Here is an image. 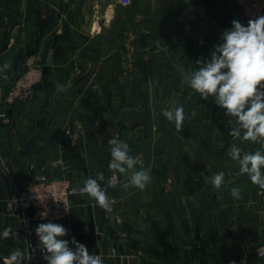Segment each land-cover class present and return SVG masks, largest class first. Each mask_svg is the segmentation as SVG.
I'll list each match as a JSON object with an SVG mask.
<instances>
[{"label":"crops","instance_id":"crops-1","mask_svg":"<svg viewBox=\"0 0 264 264\" xmlns=\"http://www.w3.org/2000/svg\"><path fill=\"white\" fill-rule=\"evenodd\" d=\"M189 5L204 6L205 16ZM234 19L246 25L234 0H0V67L10 65L0 73V113L9 117L0 118V232L19 233V243L0 239V264L13 248L28 252L20 217L7 207L16 190L39 174L83 186L97 172L112 211L75 196L63 239L74 237L104 264H220L242 254L264 264L256 255L264 247V189L227 155L232 143L245 152L260 145L229 135L225 110L187 83ZM38 64L45 79L31 98L8 107L3 75ZM177 106L189 117L181 132L162 114ZM118 116L116 137L129 144L137 170L151 169L143 191H123L119 174L116 187L106 183L115 135L105 131ZM57 159L62 164L51 165ZM220 171L224 188L216 191L204 177ZM86 224L100 229L85 232ZM23 264L47 262L39 256Z\"/></svg>","mask_w":264,"mask_h":264},{"label":"clouds","instance_id":"clouds-1","mask_svg":"<svg viewBox=\"0 0 264 264\" xmlns=\"http://www.w3.org/2000/svg\"><path fill=\"white\" fill-rule=\"evenodd\" d=\"M232 27L224 29L220 43L214 45L210 58L198 60V69L188 74L187 83L199 94L202 100L213 98L214 103L225 110L229 118V135L235 139L258 144L255 151L245 152L236 143H232L227 155L239 166V174L247 175L253 185L264 189V15L249 19L247 25L232 20ZM10 65L0 67V73L6 72ZM165 119L181 132L186 115L183 106L163 109ZM111 159L108 163L113 175L107 179L109 187H116L118 176L126 178L120 188L127 192L129 188L143 191L151 184V169L141 167L137 170L138 160L132 156L128 143L116 135L109 139ZM216 191L224 188L225 173L220 171L204 177ZM106 178L103 172L83 181V187H74L73 193H84L93 199L97 206L107 212L112 211L113 199L108 196L107 188L102 186ZM234 199L241 198L239 187L230 189ZM44 215V214H42ZM38 248L47 264H104L100 255L89 252L87 247L74 237L71 241L63 239L69 231L59 223H40L35 228ZM13 239L19 243V233L5 227L0 239ZM73 245L74 247H70ZM32 257L20 248H13L5 258V264H23Z\"/></svg>","mask_w":264,"mask_h":264},{"label":"built area","instance_id":"built-area-1","mask_svg":"<svg viewBox=\"0 0 264 264\" xmlns=\"http://www.w3.org/2000/svg\"><path fill=\"white\" fill-rule=\"evenodd\" d=\"M117 1L120 5L124 6L132 3V0ZM234 2L242 8L246 25L249 19H255L258 16L264 15V0H234ZM3 77L7 79L8 92L5 100L3 99L2 101L10 107L19 101L27 100L33 96L34 87L45 77L44 66L40 64L30 66V68L21 71L12 79L8 74H4ZM2 91V87H0V94H2ZM0 118L5 122L9 121V117H7L5 112L0 113ZM59 164H62L60 159L53 160L51 163V165ZM117 176L118 185L121 179L118 174ZM74 187L83 186L74 185L72 180L67 176L39 174L24 189L16 190L7 200L8 209L20 217L22 230L28 237L27 254L31 255V260L42 256L38 248V237L35 233L36 223H63L65 224V228L71 232L73 198L84 194L73 193L72 189ZM99 229L100 227L97 224L94 227L89 224L84 226L85 232H91L92 230L99 231ZM256 255L258 258H264V247L258 248ZM220 264H251V258L244 254L231 256Z\"/></svg>","mask_w":264,"mask_h":264},{"label":"water","instance_id":"water-1","mask_svg":"<svg viewBox=\"0 0 264 264\" xmlns=\"http://www.w3.org/2000/svg\"><path fill=\"white\" fill-rule=\"evenodd\" d=\"M192 10H197L198 12L201 13L202 16H205L206 9L202 5H189L187 11H192ZM119 121H120V116L112 118V120L110 121V123L108 124L106 128V131H105L106 134L115 135V132L118 129Z\"/></svg>","mask_w":264,"mask_h":264},{"label":"rangeland","instance_id":"rangeland-1","mask_svg":"<svg viewBox=\"0 0 264 264\" xmlns=\"http://www.w3.org/2000/svg\"><path fill=\"white\" fill-rule=\"evenodd\" d=\"M105 1L108 2V1H110V0H105ZM105 15H106V13H105ZM109 15H110V14H109ZM107 17H108V14L106 15V18H107ZM122 25H123V26H122V30H123V28H124V29H127V28H126V25H124V23H122ZM118 54H119V52L116 53L117 56H118ZM114 64H115V63H114ZM45 77H46V76H45ZM45 77H43L42 81L44 80ZM42 81H41L40 83H42ZM5 86H6L7 89H6V95H5V97H4V100H5V98H6V96H7V92H8V82L5 83ZM2 88H4V85H3V84H2Z\"/></svg>","mask_w":264,"mask_h":264},{"label":"trees","instance_id":"trees-1","mask_svg":"<svg viewBox=\"0 0 264 264\" xmlns=\"http://www.w3.org/2000/svg\"><path fill=\"white\" fill-rule=\"evenodd\" d=\"M44 74L45 75H47V71H46V67H44ZM45 79V78H44ZM41 83H38L35 87H34V91H35V88L37 87V86H39Z\"/></svg>","mask_w":264,"mask_h":264}]
</instances>
